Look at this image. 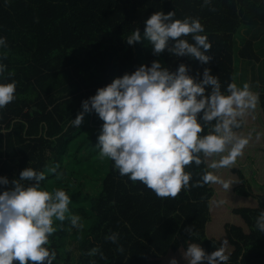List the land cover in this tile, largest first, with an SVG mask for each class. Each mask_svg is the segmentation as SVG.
Segmentation results:
<instances>
[{
	"label": "trees",
	"instance_id": "16d2710c",
	"mask_svg": "<svg viewBox=\"0 0 264 264\" xmlns=\"http://www.w3.org/2000/svg\"><path fill=\"white\" fill-rule=\"evenodd\" d=\"M202 4L203 0H0V37L7 41V48H0V63L14 73L9 77L6 72L0 83H16L15 99L0 109V176L10 181L0 192L30 167L45 173L43 190L60 189L69 195L66 217L80 216L83 228H73L70 219H54L56 231L46 245L57 253L53 264H163L171 256L160 243V219L168 225L179 222L177 233L182 232L188 244H200L208 253L221 247V241L206 232L211 218L208 200L218 195L213 184L182 190L176 198H167L168 203L162 199L165 205L158 206L159 220L154 222L137 214L144 201L140 182L121 177L110 158L101 159L97 142L103 121L98 115L86 114L79 127L71 124L82 101L98 88L154 60L171 71L184 63L190 75L199 72L200 78L203 69L210 68L225 95L229 83H248L259 95L264 117V0ZM173 10L174 19L199 18L204 25L202 34L212 45L209 63L177 58L167 50L153 54L143 39L145 20L157 11ZM136 29L142 40L129 45L126 37ZM185 38L194 42L191 36ZM208 132L205 127L201 135ZM210 162L212 158L189 166L190 185L209 172ZM95 180L100 187L94 188ZM165 210L172 221L166 214L162 217ZM262 210L260 202L254 208L234 209L239 222L224 226L227 264H264V232L255 226ZM189 226L194 235L185 231ZM111 232L119 234L123 253L105 239ZM93 247H99L103 258L87 255Z\"/></svg>",
	"mask_w": 264,
	"mask_h": 264
},
{
	"label": "clouds",
	"instance_id": "9594fccd",
	"mask_svg": "<svg viewBox=\"0 0 264 264\" xmlns=\"http://www.w3.org/2000/svg\"><path fill=\"white\" fill-rule=\"evenodd\" d=\"M212 0H203L202 7H209ZM215 11V8H211ZM175 11H157L145 20L143 39L151 46L154 55L167 50L174 57L187 56L207 64L212 56L207 53L212 45L199 18L174 19ZM191 36L189 42L185 37ZM142 40L139 29L126 37L129 45ZM0 48H7L6 38L0 37ZM6 59V53L2 57ZM7 72V65L0 63V77ZM9 77L13 72H7ZM201 74H189V66L180 63L175 71L164 67L159 60L151 65H140L134 72L113 79L98 88L95 95L82 101V110L71 121L79 127L86 114L95 112L103 121L97 145L101 159L110 158L121 177L127 176L133 183L139 181L160 199L176 198L182 190L203 187L205 184H222L229 191L234 181H223L217 175L205 172L201 180L190 185L191 173L185 168L200 166L210 158L219 157L209 167L231 168L243 155L248 139L234 129L242 126L243 118L259 104V95L253 93L248 83L238 87L227 85V95L211 69L205 67ZM210 89V91H206ZM16 83H0V109L15 99ZM215 122V123H213ZM205 127L206 135H201ZM226 153V154H225ZM51 171H55L52 169ZM46 179L43 171L27 167L18 179L11 181V188L0 192V264H53L57 253L49 249V237L56 231L54 219L71 226L83 228L81 217L69 212L70 197L57 189L54 193L41 188ZM22 181H31L25 186ZM10 183L0 176V186ZM255 226L264 232V210L256 217ZM194 235V227L185 228ZM106 240L118 244L119 234L111 232ZM228 241L208 253L200 244L189 243L181 249L187 264H227ZM103 253L93 247L89 256ZM93 264L95 262L93 261ZM169 264H179L171 257Z\"/></svg>",
	"mask_w": 264,
	"mask_h": 264
},
{
	"label": "crops",
	"instance_id": "0c3cea01",
	"mask_svg": "<svg viewBox=\"0 0 264 264\" xmlns=\"http://www.w3.org/2000/svg\"><path fill=\"white\" fill-rule=\"evenodd\" d=\"M243 121L240 128L234 129L238 135L248 139V145L243 150V155L237 158L236 164L231 168L212 169L209 167V172L217 175L223 181H234L229 191H226L222 184H213L218 195L208 200L211 218L206 225L207 236L216 237L219 240L224 234L226 223L239 222L240 218L233 213L235 208H254L259 202L264 208V117L259 104L254 111L246 114ZM248 147L255 148L252 154L248 153ZM212 159L214 161L219 157ZM241 160L245 164H241ZM245 167L248 168L249 176L243 183L240 180V172ZM238 174L240 175L238 176ZM208 230H211L215 236ZM217 232H220L221 235L217 236Z\"/></svg>",
	"mask_w": 264,
	"mask_h": 264
},
{
	"label": "rangeland",
	"instance_id": "374dc122",
	"mask_svg": "<svg viewBox=\"0 0 264 264\" xmlns=\"http://www.w3.org/2000/svg\"><path fill=\"white\" fill-rule=\"evenodd\" d=\"M248 149V153L252 154L253 150H255V148H247ZM107 159V158H106ZM242 159V158H241ZM241 164H245L243 162V160H241ZM185 171L188 172L189 171V166L185 168ZM240 174H238V176L240 175V180L241 182H245L246 178L249 176V171L248 168L245 167V169H243V171L240 172ZM140 185L143 187V198L144 201L142 202L140 209L138 211L137 214L139 213H144L145 215H147L148 217L152 218L153 221H157L159 220L158 217V206H164L165 202H161L162 199L158 198L155 193L153 191H151L150 189H148L144 184H142L140 182ZM95 187H100L99 184V180H95ZM193 187H190L188 190H190ZM195 189L193 188L192 191H194ZM165 201H167V198H165ZM168 203V201H167ZM169 211V210H168ZM166 210L163 212L162 217L166 214L168 215V219H170L172 221V216L171 214H169V212ZM158 217V218H157ZM174 220H177L176 217H173ZM160 221H162L161 223H163L162 225L159 226V239H160V243L161 246L165 249H167V252L170 254L171 257H175V256H179L181 258H176L179 262V264H187V261H185L181 255V249H184L187 247L188 243L186 242L185 238L183 237L182 232L181 233H177V230H179L180 225L179 222L178 224H174L172 222H170V224L168 225L165 221H163L162 219H160ZM165 222V223H164ZM235 223L237 221H234ZM207 225V224H206ZM208 232L210 234H212L213 236H215L211 230H208ZM221 235L220 232H217V236ZM226 239V237L222 236L221 238V243L222 241H224ZM174 253H171V252ZM169 260L170 258H168V261H165V263L163 264H169ZM207 264V262L205 263Z\"/></svg>",
	"mask_w": 264,
	"mask_h": 264
}]
</instances>
